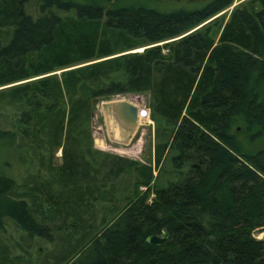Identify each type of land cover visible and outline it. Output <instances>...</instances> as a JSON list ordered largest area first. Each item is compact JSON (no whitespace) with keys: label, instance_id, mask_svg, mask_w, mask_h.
Here are the masks:
<instances>
[{"label":"trees","instance_id":"trees-1","mask_svg":"<svg viewBox=\"0 0 264 264\" xmlns=\"http://www.w3.org/2000/svg\"><path fill=\"white\" fill-rule=\"evenodd\" d=\"M28 1L0 0V107L19 118L0 141L24 168L30 150L46 174L18 183L0 172V232L8 219L49 241L63 233L40 264H264V146L239 140L264 139V0L234 7L216 39L207 25L162 47L233 0L167 11L34 0L35 15ZM126 93L149 96L151 163L93 146L95 102ZM40 147L60 149V163ZM164 158L177 176L153 186ZM161 230V245L145 242ZM21 262L0 242V264Z\"/></svg>","mask_w":264,"mask_h":264},{"label":"rangeland","instance_id":"rangeland-1","mask_svg":"<svg viewBox=\"0 0 264 264\" xmlns=\"http://www.w3.org/2000/svg\"><path fill=\"white\" fill-rule=\"evenodd\" d=\"M78 1H89V0H78ZM120 1L123 4L125 3V4L146 5L153 7L157 10L167 11L177 8H196L201 6L208 0H120ZM247 1L248 0H233L230 6L214 14L208 19L204 20L201 24L197 25L196 27L188 30L187 32L177 37L170 38L163 42H160L157 45H159L160 47H162L164 43H167L168 46L169 44L174 45L177 39L187 34L193 33L195 31H200L201 29H203L204 26L207 25H211L209 35L212 38L216 39L222 24L228 19L229 12L234 7L239 6L242 3H246ZM35 6L36 5L34 3V0H29L25 5V11L28 14L35 15L36 14ZM141 50L142 48H136L129 52H133V51L140 52ZM161 50L164 54L168 52L167 47L166 48L164 47ZM59 71L60 70H57L54 71L53 73L58 74ZM148 99L149 96L146 93H141V94L126 93L123 95L112 96L108 99L97 100L94 104V109L91 118V134L93 137V145L98 144L103 147L102 149L103 151L122 155L124 157L137 160L141 163H149V162L151 163L152 144L154 141L153 139L154 123L151 121V119L148 117L147 114ZM40 100L43 103V105L50 104V102L48 101H44L43 99ZM119 101L129 102L131 104L136 105L137 108L139 106H141V108L142 107L146 108L145 116L147 122L136 123V125H134L133 127L131 126L128 130L125 131L126 134L125 132L119 130L116 127L117 124L113 118L116 115L115 105ZM14 114L15 111L13 109H10L8 107H3V108L0 107V126L2 128L10 129L11 128L10 123L12 121L17 122L19 120V118L16 117V115L14 116ZM113 122L116 124V126ZM108 130L110 132H108ZM123 133L125 134L124 137H122ZM239 137H240L239 140L241 141V143L243 142L242 144L244 148L247 150L249 149L252 150L255 147L258 148L264 146V139L263 142H260L257 145L250 147L248 143H246L244 136L240 135ZM9 149L10 147L8 141L1 140L0 141V172L1 173L7 176L14 177L16 182L18 183H21V181H23L28 175L35 174L38 171V168L40 169L39 172L40 175L45 176L46 171L44 170V168L37 165L35 159H33L34 158L33 156L30 157L31 155L30 150H27L25 152V154L27 155L28 164L24 168V166H21L18 163L8 158ZM38 152L42 153L44 155V158H46V156H49L54 166L58 165L61 161L60 149L58 148L51 149V151L50 150L48 151L47 148L40 147ZM28 156L30 159L28 158ZM183 170H185V168ZM176 171L177 169L170 164L168 158H164L160 168L158 170L156 168L153 171V175H156V178L152 185L153 186L163 185L166 181L175 179L177 176ZM140 190L143 191L144 188L141 187ZM116 194L119 195L118 192ZM152 196L153 194L149 193L147 201H149L152 198ZM120 200L118 204L116 203V205H120L121 203ZM96 206H97L96 209H98V217H100L101 215L109 217L110 211L108 209L110 206L106 201H102L101 204H96ZM68 221L69 220H67V222L63 224L64 228L65 229L67 228V230L68 228L70 230L73 229L75 231V228L73 227L72 224L67 225ZM65 229L62 230L64 233L67 232ZM77 232L76 234H79ZM61 236L62 237L59 238L60 242L65 243L63 238L65 237V235H63L62 233ZM253 236L256 238H261L262 232L254 231ZM0 242L5 243L10 247L11 254L22 255L24 260L27 261V264H40L41 258L45 253H47L52 249L53 245H55L54 243H60L59 241H57L56 237H54V239L49 241L48 239L46 240V238L42 239L39 236L30 235L27 231H24L21 228L17 227L16 225L13 224L12 221L8 219L1 228ZM47 262L50 263L51 261L47 260Z\"/></svg>","mask_w":264,"mask_h":264},{"label":"water","instance_id":"water-1","mask_svg":"<svg viewBox=\"0 0 264 264\" xmlns=\"http://www.w3.org/2000/svg\"><path fill=\"white\" fill-rule=\"evenodd\" d=\"M116 117L120 120L126 127H133L136 125L137 107L126 101H119L115 105ZM167 238V233L165 230L160 231V235L151 234L145 237V242L153 245L159 246Z\"/></svg>","mask_w":264,"mask_h":264},{"label":"crops","instance_id":"crops-1","mask_svg":"<svg viewBox=\"0 0 264 264\" xmlns=\"http://www.w3.org/2000/svg\"><path fill=\"white\" fill-rule=\"evenodd\" d=\"M148 110V109H147ZM148 114V113H147ZM114 118H115V122H116V124H117V126L122 130V131H124V130H127L126 128L127 127H124V124L120 121V120H118V118L116 117V115L114 116ZM108 132H110L109 130H108ZM126 134V133H125ZM125 134L123 133V136L122 137H124L125 136ZM92 135V134H91ZM92 139H93V137H92ZM95 144V143H94ZM95 148H97V149H99V150H102L103 149V147L102 146H100V145H98V144H95V145H93Z\"/></svg>","mask_w":264,"mask_h":264},{"label":"bare ground","instance_id":"bare-ground-1","mask_svg":"<svg viewBox=\"0 0 264 264\" xmlns=\"http://www.w3.org/2000/svg\"><path fill=\"white\" fill-rule=\"evenodd\" d=\"M112 102V101H111ZM111 117V116H110ZM114 118V117H113ZM112 119V118H111ZM115 120V118H114ZM113 121V120H112ZM114 123V122H113ZM136 123H138V108H137V116H136ZM115 124V123H114ZM116 126V124H115ZM119 130H121L118 126H116ZM124 127H126V125H124ZM130 127H127L126 129L128 130ZM122 131V130H121ZM126 130H124L123 132H125ZM126 133V132H125Z\"/></svg>","mask_w":264,"mask_h":264}]
</instances>
